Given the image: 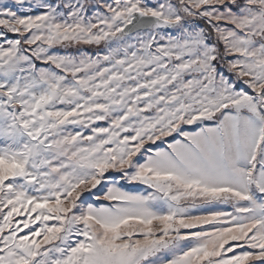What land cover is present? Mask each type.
<instances>
[{
	"label": "snow or ice",
	"instance_id": "obj_1",
	"mask_svg": "<svg viewBox=\"0 0 264 264\" xmlns=\"http://www.w3.org/2000/svg\"><path fill=\"white\" fill-rule=\"evenodd\" d=\"M0 264H264V0H0Z\"/></svg>",
	"mask_w": 264,
	"mask_h": 264
}]
</instances>
